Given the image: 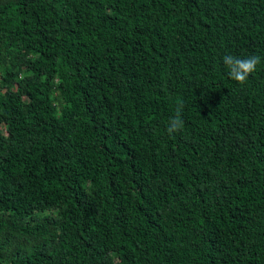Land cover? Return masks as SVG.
I'll return each mask as SVG.
<instances>
[{
	"label": "trees",
	"instance_id": "trees-1",
	"mask_svg": "<svg viewBox=\"0 0 264 264\" xmlns=\"http://www.w3.org/2000/svg\"><path fill=\"white\" fill-rule=\"evenodd\" d=\"M0 264H264V0H0Z\"/></svg>",
	"mask_w": 264,
	"mask_h": 264
},
{
	"label": "clouds",
	"instance_id": "clouds-1",
	"mask_svg": "<svg viewBox=\"0 0 264 264\" xmlns=\"http://www.w3.org/2000/svg\"><path fill=\"white\" fill-rule=\"evenodd\" d=\"M227 76L237 82L243 84L248 77L256 71L257 66L261 63V57L250 55L247 58H238L233 55H225L222 58ZM183 103L178 102L176 107V115L169 120L167 132L171 135L183 127L182 120Z\"/></svg>",
	"mask_w": 264,
	"mask_h": 264
}]
</instances>
